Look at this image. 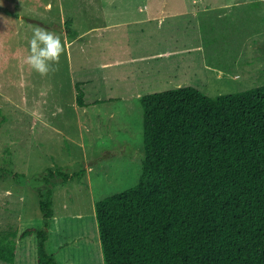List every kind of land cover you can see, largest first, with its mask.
Listing matches in <instances>:
<instances>
[{
  "label": "rangeland",
  "instance_id": "374dc122",
  "mask_svg": "<svg viewBox=\"0 0 264 264\" xmlns=\"http://www.w3.org/2000/svg\"><path fill=\"white\" fill-rule=\"evenodd\" d=\"M104 1L0 0V236L12 230L20 233L28 227H43L37 188L46 185L41 177L47 169L61 168L70 174L85 169L84 175L71 177L65 183L54 179V217L48 227L47 251L58 264H104L94 203L134 186L144 155L140 98L100 102L102 119L92 123L93 128L88 131L80 125L79 113L74 109L71 82L75 77H97L90 68H83L84 72L77 69L87 63L91 66L104 61L107 51L95 50L100 44L113 48L121 57L124 49L137 47L127 36H122V25L106 27L105 38L101 34L93 35L97 38L93 48L97 56L94 54L92 61L85 59L84 53L74 54L76 51L69 52L68 58L65 50L56 70L43 77L48 82L43 85L37 83L41 76L24 62V57L35 27L53 31L67 41L65 22L71 20V11L83 18V28L104 24L97 7L104 6L105 13L120 11L118 20L123 12L131 18L136 15L132 0ZM163 1L156 0L150 8L170 18L169 11L176 10L179 4ZM226 3L241 9L200 12L201 33L189 18H185L188 21L185 25L176 17L180 30H188L190 43L191 54L185 61L191 62V66L183 85L195 87L211 97L264 85V0H227ZM215 36L219 38L216 47L212 42ZM91 39L85 38L84 44ZM159 46L165 47V44ZM128 70L131 71L130 67ZM130 79L127 72L105 81L101 77L98 94L94 96L106 99L112 86L114 95L132 97L134 87ZM169 81L175 82L157 79L150 93L176 88ZM49 88L52 101L46 109ZM145 88L142 91L150 90ZM87 97L92 98V93L87 92ZM91 108L95 113V107L91 105ZM15 240L14 264H36L35 235ZM0 264L7 263L0 261Z\"/></svg>",
  "mask_w": 264,
  "mask_h": 264
},
{
  "label": "trees",
  "instance_id": "16d2710c",
  "mask_svg": "<svg viewBox=\"0 0 264 264\" xmlns=\"http://www.w3.org/2000/svg\"><path fill=\"white\" fill-rule=\"evenodd\" d=\"M75 89L84 106L81 84ZM140 103L138 180L94 203L103 263L264 264V85L215 97L183 86ZM47 170L37 188L43 227L2 234L3 263L14 264L16 237L35 235L36 264H58L47 251L54 179L85 169Z\"/></svg>",
  "mask_w": 264,
  "mask_h": 264
},
{
  "label": "crops",
  "instance_id": "0c3cea01",
  "mask_svg": "<svg viewBox=\"0 0 264 264\" xmlns=\"http://www.w3.org/2000/svg\"><path fill=\"white\" fill-rule=\"evenodd\" d=\"M132 1L135 4L133 6L136 14L132 15V18L125 12H123L122 18L118 20L117 16L119 15L120 11L105 13L104 6H102L100 9L97 7V11L99 10L101 12L98 16L103 19L104 24L99 23L84 28L81 27V21L83 18L76 15L74 11H71L72 15L70 20V27H73L71 28L75 31V36L71 39L69 38L67 41L64 39V37H61L62 42L65 44V50L67 52L68 58H70L69 52L76 51L74 52V54L79 52V54L82 55V53H84L83 57L92 61L93 55L95 54L97 56V54L93 52V48L95 45L94 40L97 39L95 38V36L101 34L102 38H105L104 36H106V33H103V31L106 27L114 28L115 26L122 25L124 27L121 30L122 36H127L129 41H133L134 45H136L137 47V49H124L125 53H123V57H121L115 54V50L113 48H109L104 44H100L97 49L95 47V50H98L99 48V53L107 51V56L105 57L104 61H98L96 63L94 62L91 66L90 63H87L85 64V67L81 66L77 69L80 72H84L83 68H90L97 73L96 78L79 79V77H75V79H73V81L71 82L72 89H74V109L77 113H79L80 119H78L80 125H82V127H84L88 131L91 130L90 127L93 128L92 123H98L102 119L101 117L103 116V114L98 109L100 106V102L121 100L122 97L141 98L145 94H148L152 92V90H154V88H150L153 87L156 83V80L160 78L175 80V82L169 81V83L173 84L176 88L184 86L183 84L187 77L186 74L191 66V62H186L185 59L191 53L188 52L190 51L188 30H180V28L177 26V16L180 17L185 25H187L188 22L185 20V18H189V20L191 21V25L194 27H198V30L201 33L202 31L198 20V15L200 12L212 11L216 9L218 11L241 9H236V6H230L226 3L227 0H164L163 2L165 3L179 4L176 10L169 11L170 14H168V16L171 17L165 18V13H161L162 11H160V13H157L154 10H151L150 4L154 3L156 0ZM91 2H88V4H91ZM107 2L108 0H105L103 3ZM188 3L193 4V6H188ZM210 3H222L223 5L221 6L218 4L214 6L209 5ZM180 4H185V6H182ZM88 19L95 21L92 17ZM28 22L34 23V20ZM39 25L42 26V24ZM118 31L120 30H115V32ZM181 31H183L184 33L182 34ZM95 33L96 35L93 36ZM89 37H93V39H91L89 43L84 44L85 38L88 39ZM218 39V36H215L213 38V46L216 47L218 45ZM79 42L81 44H79ZM161 43H164L165 47L160 48L159 45H161ZM199 45L200 44L196 46ZM111 47H115V45L112 44ZM139 47L141 48L140 52ZM139 63H144L145 65L142 64L140 66ZM129 67L131 71L128 70ZM106 69L110 70L106 72ZM123 72H127V75H129V78H131L129 81L134 87V93L132 97H128V95L126 94L121 95L118 93L117 95H114L112 92L114 87L112 86H110L111 89H109L110 95H108L106 99H101V97H97L96 95L94 96V93L98 94L97 84L100 81L101 77L103 81H105L116 77L117 75L121 76V73ZM137 73L139 76L138 79H136ZM37 83L39 85H43L48 82L45 78L43 79V77H40L39 79H37ZM76 83L81 84V89L84 94V106H79L76 103ZM144 87L150 90L144 92L142 91ZM87 92L92 93V98L87 97ZM119 95L121 97H118ZM45 100L48 102L45 105V108L47 109L50 101H52L50 98V88L48 89V94ZM39 101L43 102V100ZM39 101H37L36 103H39ZM91 105L95 107V113H93L92 108L89 109ZM52 114H54V112H52Z\"/></svg>",
  "mask_w": 264,
  "mask_h": 264
},
{
  "label": "clouds",
  "instance_id": "9594fccd",
  "mask_svg": "<svg viewBox=\"0 0 264 264\" xmlns=\"http://www.w3.org/2000/svg\"><path fill=\"white\" fill-rule=\"evenodd\" d=\"M65 44L61 36L42 27H35L28 41V54L24 62L41 77H46L56 70Z\"/></svg>",
  "mask_w": 264,
  "mask_h": 264
},
{
  "label": "water",
  "instance_id": "95a60500",
  "mask_svg": "<svg viewBox=\"0 0 264 264\" xmlns=\"http://www.w3.org/2000/svg\"><path fill=\"white\" fill-rule=\"evenodd\" d=\"M28 21H32V20L28 19ZM40 24H41V23H40Z\"/></svg>",
  "mask_w": 264,
  "mask_h": 264
},
{
  "label": "bare ground",
  "instance_id": "6f19581e",
  "mask_svg": "<svg viewBox=\"0 0 264 264\" xmlns=\"http://www.w3.org/2000/svg\"><path fill=\"white\" fill-rule=\"evenodd\" d=\"M93 68V67H92Z\"/></svg>",
  "mask_w": 264,
  "mask_h": 264
}]
</instances>
